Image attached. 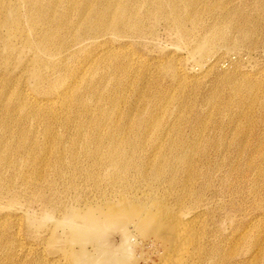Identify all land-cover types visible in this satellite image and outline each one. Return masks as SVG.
Returning <instances> with one entry per match:
<instances>
[{
	"label": "bare ground",
	"instance_id": "bare-ground-1",
	"mask_svg": "<svg viewBox=\"0 0 264 264\" xmlns=\"http://www.w3.org/2000/svg\"><path fill=\"white\" fill-rule=\"evenodd\" d=\"M247 1L0 0V264H264V134L228 114L263 83L180 109L257 48Z\"/></svg>",
	"mask_w": 264,
	"mask_h": 264
},
{
	"label": "rangeland",
	"instance_id": "rangeland-1",
	"mask_svg": "<svg viewBox=\"0 0 264 264\" xmlns=\"http://www.w3.org/2000/svg\"><path fill=\"white\" fill-rule=\"evenodd\" d=\"M10 1L15 3V0H10ZM259 3L261 5V8L256 9L254 0L247 1L244 4L245 6H244V9H242L241 18H240V21L241 19L247 20L248 24L252 28L255 29L257 37L259 38L257 48L249 53L244 52V55H241V56L232 55L230 59L226 57L225 58L222 57L220 62L218 63V68L215 69L216 71L217 70L218 71L217 72L215 70L213 71L214 76H211L208 80H206L207 82L206 88L202 90L200 96H197V107L199 106V108H197L194 112H192V111H189L188 109L184 110L182 107H180L182 115H192V117L193 115H201V116H206V117L212 116V115H222L217 111L218 110L217 105L209 103L205 95L211 92L210 89H212V86L215 84V80H217V77L224 75V72H223L224 67H226L231 62H234L238 66L240 65V73H241L240 75H242L241 79L242 81H244V82L241 81L240 84H243V83L245 84V82L254 81L255 84L263 83V86H264V0H259ZM168 25L169 23L163 19L160 21L158 26L156 25V32H158V36H159L158 41H157L158 42L157 50L159 49L160 50L155 51L153 55L166 57V56H169V55L171 56L175 54L176 56L182 57L184 56V54L182 53L183 50L178 49V46H177L179 45L178 38L180 37V34L177 33L176 31L173 32L172 29H169ZM0 49L2 48L0 47ZM175 50H177V52H175ZM145 53L146 52H144V54ZM0 56H1V52H0ZM241 58H244V59H241ZM144 68L149 70L150 73H154L151 75L153 79H151L149 82L145 81L144 83V89L150 93L153 90H150L149 85L153 83L154 78L162 77V76L159 75V73L155 71L154 65L147 64ZM228 73H231V72H228ZM166 87H168V85H166ZM166 87H164L165 90L168 89ZM159 88L162 89L160 86ZM169 91H171V89ZM157 92L159 91L157 90ZM242 95L245 101H249V100L254 101V99H257V98L258 100L253 105H247V104L246 106L240 105V107L236 109H231V113H228V114L246 115V116L248 115V117H251L255 121L252 125H247L246 129L247 130L250 129L249 131L254 130L256 132L257 131L263 132L264 134V122H263L264 120V97H262L263 96L262 93H259L256 91L255 94L251 92L248 95V93L244 91ZM216 101H218V99ZM173 103L174 102L165 103L166 105L165 108H169V107L171 108ZM257 123H259V127L258 125H256ZM47 195L49 197L51 196L49 192H47ZM34 207L39 209L37 203L34 204ZM26 243L29 244L31 242L26 240ZM147 251H151V250L148 249ZM149 253L151 254V252ZM154 255L151 254V258L153 260H156L157 256L156 255L154 256Z\"/></svg>",
	"mask_w": 264,
	"mask_h": 264
}]
</instances>
